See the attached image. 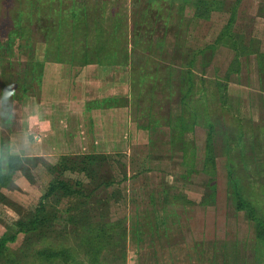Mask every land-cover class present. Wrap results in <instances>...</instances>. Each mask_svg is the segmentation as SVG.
Returning <instances> with one entry per match:
<instances>
[{"label":"rangeland","instance_id":"rangeland-1","mask_svg":"<svg viewBox=\"0 0 264 264\" xmlns=\"http://www.w3.org/2000/svg\"><path fill=\"white\" fill-rule=\"evenodd\" d=\"M95 1L90 0L87 5L92 6ZM220 1L226 4L225 8L212 13L208 19H195V0H110L105 16L99 15L97 19L91 16L87 26L90 37L81 30L76 46L70 42L65 47L68 54L62 56L73 57L75 54L80 64L85 57L82 49L89 40L90 58H96L103 49H114L105 47L110 44H119L123 51L131 54L128 67L131 72L130 98L117 99L114 103L118 104L117 107L108 109L111 106H107L104 108L108 109L107 112L101 110L103 107L100 108L98 103L95 109L98 135L104 136L107 128V131L117 130L124 139L136 132L141 134L139 147L131 152L125 153L115 147L107 150L114 153L116 160L121 159L127 164V176L124 170L119 171L121 174L118 173L117 181L111 186H106L103 178L91 179L85 172L74 168L63 169L61 161L64 154L89 152L78 148V143L70 144V137L66 135L65 139L63 130L52 146L45 147L40 138L36 139L39 127L35 132L32 125L24 122L23 103L27 96L11 100L3 95L4 84L10 75L13 73L17 78L19 71L26 72L19 61L24 62L28 53L9 57L7 50H0V55L1 51L4 52L1 55L4 59L0 60V156L4 166H7L10 154L21 155L25 159L24 167L13 174L8 185L0 187L8 200L0 199V238L5 232L14 231L11 229L17 221L40 205L50 181L60 176L72 182L83 179L86 191L85 196L70 197L71 201L63 198L59 206L62 210L78 205L82 199H89L91 209L96 212H99L100 203H103L101 207L104 204L108 206L104 209H109L111 221L127 219L126 264H264L258 257L257 223L247 210L237 209L233 194L239 181L244 194L264 209V72L260 71L259 56L257 53L242 55L237 64V50L226 44L218 46L215 53L211 49L198 53L192 67L194 89L187 99L180 91L182 86L184 91L190 86L186 62L222 31L238 2L233 29L244 35L248 44L256 39L261 52H264V0ZM5 2L0 0V12L6 7ZM66 2L71 3V0ZM147 5L151 7L147 10L148 16H140ZM10 8L16 13L20 8L19 0ZM25 9L32 8L28 6ZM116 17L120 18L122 29L128 27V32L121 36L122 40L114 42L111 37L114 29L111 27ZM137 20L142 26L137 25L136 28ZM139 27L138 36L136 30ZM1 42L2 37L0 45ZM97 45L105 48H93ZM36 46V51L42 54L44 45L36 43ZM52 55L56 57L55 50ZM104 55L115 57L110 51H105ZM9 59H13L12 65ZM157 64L162 69L160 75L165 76L168 64L173 65L176 85L172 90L165 79H156L158 74L153 68ZM237 68L240 70L233 71ZM144 73V78H141ZM58 109L60 111L62 107ZM64 122L63 127H68ZM72 128L68 127L65 132L82 131L79 121L74 122ZM44 131L52 132L48 127ZM148 137L156 140H170L171 137L174 149L171 152L162 145L164 153L152 154L153 167L145 169L140 163L149 152ZM210 143L216 156V167L211 164V170H205ZM95 151L101 153L105 150L96 147ZM214 168L218 174L212 172ZM138 170L140 174L130 176ZM213 175L218 184V200L209 205L200 204L206 180ZM87 192L92 194L89 196ZM50 202L48 206L57 209ZM157 208H160V220L165 215L168 217L167 223L160 224L162 226L156 224ZM146 221H152L156 228L150 230L147 226L149 230L144 231L146 225L143 222ZM59 238L62 239V235ZM54 241V237L27 240L26 235L20 233L0 253V264H50L48 259L39 258L37 249ZM80 258L87 259L82 255ZM57 264L65 263L59 260Z\"/></svg>","mask_w":264,"mask_h":264},{"label":"trees","instance_id":"trees-1","mask_svg":"<svg viewBox=\"0 0 264 264\" xmlns=\"http://www.w3.org/2000/svg\"><path fill=\"white\" fill-rule=\"evenodd\" d=\"M2 1L4 2L5 0ZM66 1L67 0H19L20 8L14 13L10 7L14 6L16 0H6L5 5L7 8L4 7V10L0 12V37L3 39L0 50H7L9 57L16 55L22 56L25 52L28 53V56H26L27 58L24 62L19 61V64L26 68V72L19 71V73H17L19 75L17 78L13 77L12 73L10 79L5 82V91L3 94L5 99H23L25 96L29 95H40L45 63L47 60L77 63L75 54H72L73 57L62 56L68 52L65 47H67L70 42H74L76 46V40L79 36L78 32L81 30L90 37V28L87 29V26L90 24L89 20L91 16H93V18L99 15L105 16L106 9L104 8V4L106 3L101 2V7L98 8V0L95 1L92 6L87 5L90 0H85L82 3H80L81 0H71V3H67ZM238 4H235L232 8V17L230 21L224 25L222 31L215 39L201 50L194 52L193 56L191 55L190 61L186 62L185 68L190 76V86L187 91H184L183 86L180 90L185 99L192 93L191 91L195 86V81L193 79L194 69L192 67L197 58L196 56L208 51V49H211L215 53V49L221 44L230 45L237 50L235 58L237 64L240 62V56L257 53L259 56L260 71L264 72V52H261L258 46L259 42L253 39L252 42L248 44L245 42L244 35L233 29ZM28 6L32 9H25V7ZM44 7H47V9H43ZM195 7V19H208L213 10L225 8L226 4L220 0H196ZM148 8L151 7H149V5L145 6L140 16L145 15V17H147ZM120 17L123 19V16ZM119 19L116 17L114 26L111 27V30L114 29L111 32L112 40H115L114 42L122 40L121 36L128 32V27L122 29L121 20ZM134 25L136 28L137 25L142 26L141 21L138 20ZM70 27L72 28L71 31H69ZM139 30L140 27L138 31L136 30L138 36L140 35ZM36 33L40 36L39 39ZM68 35L71 37L67 38ZM164 39L165 37L161 38L162 44L164 43ZM36 43H42L44 45L42 54L36 51ZM90 45L91 43L89 40V43L87 42L84 49H82L85 57L82 59L83 63L81 64L89 63L90 61L108 64H117L121 62L131 64V54L123 51V48L119 44L104 45L105 47L114 49H103V52L97 55L96 58H90L89 56V52L91 54L92 50L90 49ZM105 47H102V45L93 46V48L96 49ZM54 50L56 51V57L52 55L54 54ZM104 50L106 52H113L115 57H106L104 55ZM95 52L96 51L93 50V55H95ZM3 53L4 52L1 51V55H3ZM69 53L71 54V52ZM1 55L0 60L3 61L4 57ZM12 61L13 59H9L11 65ZM157 65L156 68H153L154 72L158 74L156 79H165L168 86L171 87L170 90H172L173 86L176 85L174 82L175 72L173 65L168 64V67H165L168 71L167 76H165V74L160 75L162 69L159 64ZM239 70V68L233 69V71ZM149 74L152 75L153 71H149ZM144 76L145 73L141 78H144ZM226 88L225 92L227 91ZM221 91L223 92V90ZM226 96L227 95H225L224 104L227 103ZM211 125L213 126L212 122ZM33 131H38V126H34ZM182 142L185 145V141L182 140ZM115 158L112 152H85L78 153L77 155L64 154L61 165H63V169L73 170L74 168V170L78 172H85L91 179L103 178L104 184L106 186H111L117 181L119 171L122 172V170H124L125 177L127 176V170L125 169L127 167L126 162H122L121 159L116 160ZM24 160L25 159H23L21 155L10 154L7 166H4L3 158L0 156V187L8 185V181L12 180L13 174L24 167ZM117 162L121 164L120 167L118 166L119 164L115 165ZM205 163V170H211L209 169L211 164L213 167H216V156L212 150L211 143ZM212 172L217 173L215 168ZM233 172L234 171H232V173ZM213 176L214 177L207 181L209 190L206 191V201L208 200L207 198H211L212 200L215 199L217 194V182L215 175ZM236 183L238 188L233 192L234 201L238 210H247L251 218L257 223L256 236L258 241V257L264 262V209L259 203H255L244 194L239 181ZM83 186V179H74V182L60 176L52 179L45 193L42 195L40 205L30 214H27L25 218L19 219L16 226L11 229L14 231H7L1 236L0 253H3L7 249L9 242L15 241L20 233H24L27 240L32 238L37 240H48L49 237L55 238L56 241H54V243L46 244L41 249H37L39 258L44 257L48 259L50 264H57L59 260H62L65 264H82L83 262H88L90 264H126L129 237L127 219L111 221L109 209H104L108 206L104 204L103 207H101L103 203H100L99 212H96L94 209H91L89 199H82L78 205L66 207L63 210L59 207L63 198H69V201H71L72 198L70 197L85 196L86 191ZM87 194L90 196L92 193L87 192ZM0 199L2 201H8L1 189ZM48 202L56 206L57 209H51L48 206ZM143 223V225H146V228H143L144 231L149 230L147 226H149L150 230L156 228V225H154L152 221ZM139 231H141V229ZM59 235H62L63 238L60 239ZM80 255L87 259L80 258ZM77 257L80 259H77Z\"/></svg>","mask_w":264,"mask_h":264},{"label":"crops","instance_id":"crops-1","mask_svg":"<svg viewBox=\"0 0 264 264\" xmlns=\"http://www.w3.org/2000/svg\"><path fill=\"white\" fill-rule=\"evenodd\" d=\"M108 1L110 0H101L102 3H106L104 4L105 9L106 7L109 9L111 5L110 2V5L108 4ZM101 2L98 8L101 7ZM217 11H219V9L213 10L212 13ZM128 67L129 64L122 62L108 64L90 61L89 63L79 64L70 61L47 60L45 63L40 97L29 95L25 98L23 103L26 119L24 122L32 125V127H39L40 132L36 136V139L40 138L41 142L45 144V147L52 146L51 144L55 141L54 139L61 137L58 133L62 134L61 131L63 130L62 135L65 139L66 135L70 137V144L78 143V148L88 150L89 152H96V147L98 150H105L104 152H108L107 150L109 149L113 150L112 148L114 147V149L122 150L125 153L133 151L135 148L139 147L140 141L138 137L141 134L137 135L136 132L135 135H129L124 139L122 138L123 135H121V133L118 134L117 130L112 128L107 131V128L104 136L98 135L95 116L97 103L100 108L103 107L101 110L107 112L108 109L117 107L118 104L114 105L117 99L122 97L130 98L131 72ZM107 106L111 107L107 110L104 109L107 108ZM58 107H62V109L59 111ZM77 121L80 122L82 131L80 133L77 130L73 131V133H66L65 131L68 127L72 128V124L74 122L77 123ZM62 122L67 123L68 127H63L64 124L62 125ZM46 127L50 128L52 132L46 133V131H44ZM179 140L181 141V138ZM41 142L40 144H42ZM173 142L174 139H171V137L170 140H156L148 137L146 143H148L147 152H149L147 153V158L145 156L140 164L145 166V169L152 168V161H154L152 156L160 152L164 153V148L172 152L174 149ZM162 145H164V148ZM183 149H185V147ZM185 156L186 152L183 153V157L186 159ZM204 165L205 163L203 167ZM139 172L140 170L134 171L130 176L136 177ZM218 173L219 171L217 170V174ZM209 179L210 177L207 178L206 183ZM207 190H209L208 186L205 187L200 204L209 205L210 203H216L218 200V184H216L217 194L213 201L209 199L206 201L205 196ZM165 208H163L164 212L166 210ZM157 209L159 218L160 208ZM165 216L162 220H160L161 218H157L156 223L159 225L167 223L168 217Z\"/></svg>","mask_w":264,"mask_h":264}]
</instances>
